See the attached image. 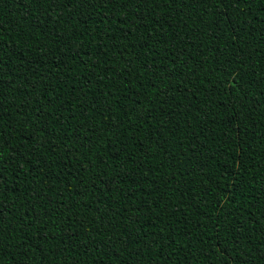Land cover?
<instances>
[{
  "label": "trees",
  "instance_id": "16d2710c",
  "mask_svg": "<svg viewBox=\"0 0 264 264\" xmlns=\"http://www.w3.org/2000/svg\"><path fill=\"white\" fill-rule=\"evenodd\" d=\"M0 264H264V0H0Z\"/></svg>",
  "mask_w": 264,
  "mask_h": 264
}]
</instances>
